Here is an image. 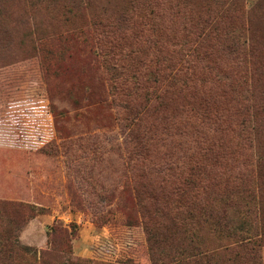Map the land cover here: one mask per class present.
<instances>
[{"label": "rangeland", "instance_id": "1", "mask_svg": "<svg viewBox=\"0 0 264 264\" xmlns=\"http://www.w3.org/2000/svg\"><path fill=\"white\" fill-rule=\"evenodd\" d=\"M0 1L9 10L0 20V203H22L24 215H33L17 221L21 246L39 252L49 249V237L66 238L72 261L151 264L152 254L177 246L176 223L203 251H214L221 245L215 235L191 220L194 196L203 202L200 194L208 191L230 214L232 203L250 208L255 261L264 264V0H177L170 10L147 0L142 14L149 17L151 8L168 35L160 44L164 55L184 56L185 44L206 54L201 60L187 51L194 70L173 102L157 112L135 105L138 132L124 105L107 93L104 71L83 69L85 50L48 40L53 55L43 64L25 37L22 0ZM58 9L31 15L40 37L59 30ZM141 12H134L136 27ZM237 37L255 45L251 56L228 46ZM165 202L170 211L155 213ZM5 226L1 216L0 229ZM247 258L242 264H250Z\"/></svg>", "mask_w": 264, "mask_h": 264}, {"label": "trees", "instance_id": "2", "mask_svg": "<svg viewBox=\"0 0 264 264\" xmlns=\"http://www.w3.org/2000/svg\"><path fill=\"white\" fill-rule=\"evenodd\" d=\"M160 1L169 10L172 9L173 2L177 4V0ZM21 3L25 5L22 6L24 15H29L24 18L27 28L25 37L35 42L33 45L39 53L41 52L43 64L48 63L53 55L52 51L46 50L48 40L56 39L63 46L72 42L79 47V50H85L87 63L86 68L83 69L85 72L86 69L97 71L99 68L104 71L105 77L102 78L108 82L107 93L124 105L126 116L128 114L130 118L128 124L132 132H138L140 128L141 116L139 117L135 105L140 106L143 112L144 110L157 112L161 107L173 102L188 88L190 81L187 74L194 70L187 60V51L192 50L196 57H202L201 60L206 54L204 49L198 46L193 49L185 44L187 49L184 56L177 50L166 52L164 55L160 44L168 35L164 33V27H160L153 20L154 17H150L153 14L151 8H147L149 17L147 14L146 17L142 14L141 9L148 7L147 0H22ZM43 7L59 8L60 28L52 34L40 37L41 35L36 31L38 20L31 15L39 13ZM136 8L139 13L141 12V15H136V18L140 19L137 27L134 25ZM8 12L9 10L0 1V20L3 14ZM207 20L209 24L215 21H210L209 17ZM230 38L233 37L229 34ZM235 39V43L231 42L228 45L234 49V53L251 56L255 50L251 40L246 45V42L239 37ZM174 57H182V59L175 60ZM209 66V63H206L202 69H208ZM210 68L212 69V66ZM180 76L184 78L185 86L177 89ZM102 89L105 91V86L102 85ZM96 98L99 102L102 101V93ZM76 102L73 100V104ZM207 193L206 191L199 193L205 196L201 200L203 202L194 196L196 203L192 206L191 220L197 227L206 224L221 245H218L214 251H203L201 243H195L193 236L192 238L184 236L186 230L175 223L176 230L181 235L177 240L179 241L177 246L168 253L152 254L151 264H242L246 255L250 264H257L255 261L257 241H255L253 221L250 219L252 214L250 208L243 205L242 210L232 203L228 205L229 209H233L230 214L225 207L219 208L214 205L218 199L216 193L208 191ZM21 204L0 203V218L6 217L5 229H0V264H15L20 258L27 260L28 264H86L84 261H72L65 257L67 256L66 238L63 239V243H59L54 237H49V249L39 252L21 246L16 236L17 228H20V225L16 227L17 221L20 218L24 220L33 216L26 217L24 214L27 208ZM154 209L155 213H161L162 216L170 211L167 202ZM35 212L38 214L37 211ZM55 233L56 231H53V235ZM229 240L232 241L230 247L226 245V241ZM239 252H243L241 258Z\"/></svg>", "mask_w": 264, "mask_h": 264}]
</instances>
